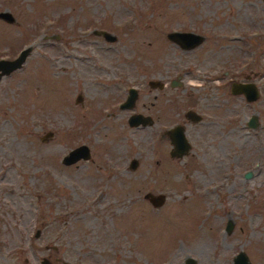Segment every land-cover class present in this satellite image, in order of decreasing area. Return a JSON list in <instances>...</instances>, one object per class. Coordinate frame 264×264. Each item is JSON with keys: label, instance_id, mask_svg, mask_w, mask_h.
Wrapping results in <instances>:
<instances>
[{"label": "rangeland", "instance_id": "1", "mask_svg": "<svg viewBox=\"0 0 264 264\" xmlns=\"http://www.w3.org/2000/svg\"><path fill=\"white\" fill-rule=\"evenodd\" d=\"M0 10L14 18L0 19V58L29 47L0 76V264H232L238 251L264 264L262 0H0ZM172 30L202 39L182 49ZM232 80L253 82L257 98L230 93ZM129 87L133 104L120 108ZM137 112L151 122L129 126ZM176 123L189 148L171 157L164 131ZM80 143L90 157L62 164Z\"/></svg>", "mask_w": 264, "mask_h": 264}, {"label": "water", "instance_id": "2", "mask_svg": "<svg viewBox=\"0 0 264 264\" xmlns=\"http://www.w3.org/2000/svg\"><path fill=\"white\" fill-rule=\"evenodd\" d=\"M264 2V0H262ZM0 19L4 20L5 22H13L14 18L11 13L7 10H0ZM92 33L101 35L105 40H113L115 36L109 32L104 30H92ZM166 38L170 41L177 44L182 49H188L196 44H198L202 37L200 34L191 32V31H178L172 30L165 34ZM29 51V47L21 48L18 51V54L13 59H1L0 58V76L2 74H8L14 69L20 67L21 63L24 61V58ZM147 84L149 86H157L161 87L162 83L157 80H148ZM179 84V82L175 79H171L169 81L170 86H174ZM229 91L232 94H243L246 101H252L258 96V89L256 88L255 84L252 82H231L229 84ZM136 96V90L133 87H129L127 89V94L125 99L119 103L120 108H127L131 107L133 101ZM81 96L76 94L75 100L80 101ZM184 117L188 120L193 122L197 121L200 118V115L197 114L194 110L187 109L183 113ZM126 122L129 126H137V125H145L151 122V119L148 115H143L141 113H131L127 116ZM248 127H255L257 126L256 116L252 114L249 116L247 120ZM51 131H46L41 136V140H44L45 137L51 135ZM164 134L169 139L170 148L168 150V154L171 157H180L181 155L185 154L187 149L189 148V143L185 138L183 127L181 124H174L167 129H165ZM90 157V151L86 144L80 143L72 148H70L64 155L61 156L60 162L62 164H70L79 159L86 160ZM135 158H131L129 160V167L134 168L136 165ZM250 172H246L244 174L245 177H249ZM143 197L153 206H157L163 202L164 195L163 193L158 194H151L150 192H145ZM229 227V224L226 225V229ZM186 262H192L193 259L188 257L185 260ZM232 264H250L245 256V254L241 251L235 253L232 257Z\"/></svg>", "mask_w": 264, "mask_h": 264}, {"label": "flooded vegetation", "instance_id": "3", "mask_svg": "<svg viewBox=\"0 0 264 264\" xmlns=\"http://www.w3.org/2000/svg\"><path fill=\"white\" fill-rule=\"evenodd\" d=\"M231 82H235V81H231ZM230 82V83H231ZM236 82H239V81H236ZM240 82H251L250 80H244V81H240ZM229 83V84H230ZM253 83V82H252ZM254 84V83H253ZM257 88V87H256ZM239 94H241V93H239ZM242 96H243V94H241ZM244 97V96H243ZM245 99V98H244ZM188 109H190V108H188ZM187 110V109H186ZM191 110H193V109H191ZM195 111V110H194ZM196 112V111H195ZM252 114H250L249 116H251ZM249 116H248V118H249ZM248 118L246 119V125H247V120H248ZM176 124H178V123H176ZM167 129V128H166Z\"/></svg>", "mask_w": 264, "mask_h": 264}]
</instances>
